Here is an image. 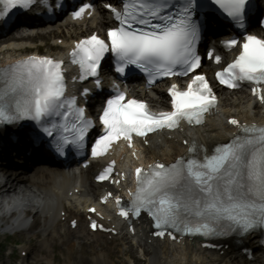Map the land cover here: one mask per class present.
I'll return each mask as SVG.
<instances>
[{
  "label": "snow or ice",
  "instance_id": "6c2138e0",
  "mask_svg": "<svg viewBox=\"0 0 264 264\" xmlns=\"http://www.w3.org/2000/svg\"><path fill=\"white\" fill-rule=\"evenodd\" d=\"M36 2L0 0L4 5L0 18L10 8L30 9ZM41 2L47 7V0ZM119 2V7L104 5L117 22L108 30L107 40L93 34L77 42L70 53L71 62L79 66V79L93 77L97 88L101 86V62L109 53L114 59L115 72L124 76L126 69L134 67L145 74L149 85L162 77L194 73L201 66L197 44L205 13L218 10L237 28L244 29L251 0ZM92 8L91 3H84L72 16L81 18ZM223 43L227 48L238 46L239 55L216 73L220 83L229 88L245 81L257 86L264 84V40L246 35L242 44L235 38ZM215 59L220 62L219 56ZM62 63L31 56L0 68V124L35 122L60 155L69 146L82 150L89 130L94 127L93 120L78 105L77 97L65 95ZM113 91L115 94L107 99L99 114L102 134L92 145L93 157L103 155L120 139L127 140L131 146L133 134L142 137L158 129H172L181 120L201 124L216 100L203 75H193L185 90L173 84L168 90L171 111L166 112L154 113L143 102L127 99L116 84ZM252 91L259 95L260 88L254 87ZM88 93L86 88L82 95L87 97ZM259 98L264 101V95ZM229 123L240 129L239 134L230 142L215 146L211 153L193 142L186 160L178 158L170 165L155 163L147 171L137 168L131 203L128 208H121L120 215L139 216L146 211L154 221L157 236L174 229L206 238L244 237L264 229V126L240 125L235 119ZM110 171L109 167L99 179H105ZM91 227L95 230L98 226L92 222Z\"/></svg>",
  "mask_w": 264,
  "mask_h": 264
},
{
  "label": "bare ground",
  "instance_id": "6f19581e",
  "mask_svg": "<svg viewBox=\"0 0 264 264\" xmlns=\"http://www.w3.org/2000/svg\"><path fill=\"white\" fill-rule=\"evenodd\" d=\"M95 20H99V22L97 21L99 24L104 23V18H102L101 15H98V13H95L94 18L87 20L85 28L78 26L75 30L59 31L58 25L60 26V24L58 23L56 25L41 28L43 33L40 36L48 37L49 35H57L62 38L63 43L60 47H63L66 42L70 41L72 38L86 36L94 30L92 28H97L93 25ZM28 38L30 39L32 37H27L26 39ZM26 39L20 38L19 40H16L17 43L12 42L7 45L6 50L0 51V66H3L11 58L21 55V52L23 51L22 49L27 45V42H24L23 44L20 41H26ZM55 42L56 41L54 40V44ZM202 71H208L207 66L203 67ZM120 89L128 96L135 95L139 98L148 100L152 106H157L159 104L164 105L167 103V97L161 86L155 88L151 93L144 92L130 84H121ZM219 93L221 113L226 117L237 116L245 121H264V113H262L261 108L259 109L257 104H254L253 106L249 104L250 98L245 91L228 92L219 90ZM224 125V122L219 118L216 120H208L207 126L196 133V140L210 142L225 140V131L222 130ZM174 151L175 153H179L181 152V148L175 145ZM160 154L168 157V151L163 150V148L161 149ZM1 170L5 173L3 183L5 182L6 184H9L10 191L15 190L16 188H25L29 190L35 189L47 195L54 194L56 196V205L53 209V217L57 216L60 208H64L71 213L77 212V208H73V203L67 200L64 195L67 190L77 187V183H74L76 182L74 178L73 180L67 178L66 173L62 168L53 169L50 166H43L39 169L27 171L26 174H17L13 171L4 169ZM80 179V188L83 189L86 195L90 192L93 194L95 193V195L97 194L98 187L92 183L91 172L89 170L81 171ZM86 195L80 200L84 202V204L89 200ZM50 218L51 216L46 215L43 217L40 215L37 217L35 224L36 226H41L42 223L45 225ZM53 222L54 220H51V223ZM81 233L83 234V239L78 238V235ZM50 241L51 238H48V240H44L43 242L39 241L34 245L32 251L34 253L33 259L35 262L32 264H38L40 261H43L45 264L52 263L54 260V256L51 255L53 248L50 250H43L44 244ZM106 243L105 240L101 239V235L97 233L87 234L84 227H81L78 233L71 235L62 242V249L65 251L64 260L67 262L66 264H70L72 260L77 256H80V258L91 259L99 264H108L109 261H107L108 259H106V257L108 258L110 255L108 254L105 257L103 254L104 250H102V246ZM27 248L30 247L27 246ZM145 251H147V255L151 254V258L149 259L150 264H214L215 260L211 255L194 252L188 247L179 250L176 247L169 246L167 243H153L150 246H146ZM120 252H122V249ZM225 260L226 258L223 257L222 261L218 264H222ZM121 261L124 264V261ZM21 263L24 264V260Z\"/></svg>",
  "mask_w": 264,
  "mask_h": 264
},
{
  "label": "rangeland",
  "instance_id": "374dc122",
  "mask_svg": "<svg viewBox=\"0 0 264 264\" xmlns=\"http://www.w3.org/2000/svg\"><path fill=\"white\" fill-rule=\"evenodd\" d=\"M40 40L46 41L47 45L50 42V39L49 38H45V39L44 38H41ZM33 41L36 42V45L39 44L38 41H37V39H33ZM116 242H112V243H109V244L106 243L107 244V247L104 249L105 251H103V254H104L105 257H106V255L109 254L110 255L109 258H111L112 257V254L111 253H113V254L115 253L118 256V254L114 251L115 249H114V246H113L115 244L118 245V242L117 243ZM14 243L25 244V236L24 235H21V236H17V237H10V238H8L7 243H5L6 247L3 248L4 251L2 253H0V264H19V262L17 261L15 255H13L12 257H6V254L9 251V248L10 249H13ZM31 243H33V241H31ZM108 251H110L111 253L108 252ZM64 252L65 251L60 250V249L56 250V252H55V260L53 261L54 262L53 264H65V263H67L66 261H64V258H63V253ZM104 252L105 253L108 252V253L105 254ZM115 254H114V256L116 258V255ZM64 256H65V254H64ZM109 258H108L107 261H110V263H111V260ZM106 259H107V257H106ZM28 260H29V262H32V259L31 258H29ZM40 262L41 263H38V264H45V263H43V261H40ZM25 263H27V262L25 261ZM112 263L113 264H119V263L120 264H123V262L121 260L119 261V263L118 262H115V263L112 262ZM30 264H32V263H30ZM70 264H98V263H96V261H94V260L93 261H91V260L90 261H85V260L80 259L78 257V258H75L74 260H72V263L70 262ZM108 264H109V262H108ZM143 264H146V263H143Z\"/></svg>",
  "mask_w": 264,
  "mask_h": 264
}]
</instances>
